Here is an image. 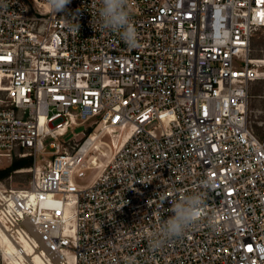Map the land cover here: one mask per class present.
I'll return each instance as SVG.
<instances>
[{"label": "built area", "instance_id": "1", "mask_svg": "<svg viewBox=\"0 0 264 264\" xmlns=\"http://www.w3.org/2000/svg\"><path fill=\"white\" fill-rule=\"evenodd\" d=\"M99 8L0 0V157L52 156L3 194L10 236L44 264H264V140L249 118L264 0H128L136 48ZM193 193L198 222L151 248Z\"/></svg>", "mask_w": 264, "mask_h": 264}, {"label": "rangeland", "instance_id": "2", "mask_svg": "<svg viewBox=\"0 0 264 264\" xmlns=\"http://www.w3.org/2000/svg\"><path fill=\"white\" fill-rule=\"evenodd\" d=\"M250 59L260 68V76L250 87L249 118L255 133L260 139L264 140V28L256 31L251 38ZM85 132V127H76L73 130H69L64 140L67 141L72 137L79 139ZM87 132H91V129H88ZM108 140L109 138H106V141L109 143ZM51 143H54L53 139L49 138L45 141V144L48 145L49 152H53V149L49 147ZM101 153H107L104 147ZM51 157V154H46L44 159L38 158L36 160L34 156L29 155V151L25 150H16L11 156L0 157V191L5 192L7 190L27 188L34 177L33 170L37 166L36 162L38 166H45ZM100 159L103 160L104 158L100 156ZM24 162L29 163L30 166L21 168L14 167L15 164ZM8 227L4 220L0 218V228L6 230L9 235ZM7 251L8 249L5 245L0 243V264H11L6 257Z\"/></svg>", "mask_w": 264, "mask_h": 264}, {"label": "clouds", "instance_id": "3", "mask_svg": "<svg viewBox=\"0 0 264 264\" xmlns=\"http://www.w3.org/2000/svg\"><path fill=\"white\" fill-rule=\"evenodd\" d=\"M52 13H65L71 0H45ZM128 0H100L99 24L104 30L119 34L129 48L138 46V33L127 10ZM203 205L199 193L183 195L170 207L171 214L159 223L155 234L149 238L151 248H159L166 239L177 238L186 233L201 217Z\"/></svg>", "mask_w": 264, "mask_h": 264}, {"label": "bare ground", "instance_id": "4", "mask_svg": "<svg viewBox=\"0 0 264 264\" xmlns=\"http://www.w3.org/2000/svg\"><path fill=\"white\" fill-rule=\"evenodd\" d=\"M251 62L256 66L252 60ZM4 193H6V191H0V201L4 199ZM0 218H2L5 224L9 226L1 215ZM1 228L0 243L5 245V247L8 249L6 252V257L11 264H44L39 253L33 249L32 245H30L29 241L22 233H20L18 237L15 238L17 240H14L10 234H7L6 230H2ZM8 228L10 232V226Z\"/></svg>", "mask_w": 264, "mask_h": 264}, {"label": "trees", "instance_id": "5", "mask_svg": "<svg viewBox=\"0 0 264 264\" xmlns=\"http://www.w3.org/2000/svg\"><path fill=\"white\" fill-rule=\"evenodd\" d=\"M28 166H30V164L27 163V162H24V163H21V164L17 163V164L14 165V167H16V168L28 167Z\"/></svg>", "mask_w": 264, "mask_h": 264}, {"label": "snow or ice", "instance_id": "6", "mask_svg": "<svg viewBox=\"0 0 264 264\" xmlns=\"http://www.w3.org/2000/svg\"><path fill=\"white\" fill-rule=\"evenodd\" d=\"M260 15H261L262 18H264V13H261Z\"/></svg>", "mask_w": 264, "mask_h": 264}]
</instances>
